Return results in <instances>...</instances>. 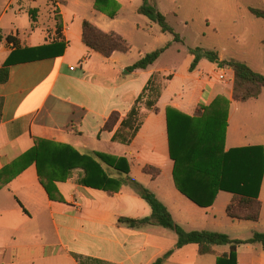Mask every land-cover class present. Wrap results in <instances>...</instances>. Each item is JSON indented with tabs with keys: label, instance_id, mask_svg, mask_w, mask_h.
<instances>
[{
	"label": "crops",
	"instance_id": "crops-1",
	"mask_svg": "<svg viewBox=\"0 0 264 264\" xmlns=\"http://www.w3.org/2000/svg\"><path fill=\"white\" fill-rule=\"evenodd\" d=\"M64 4L63 0H0V69L9 62L7 80L0 83V170L28 152L37 140H47L68 145L81 154L101 153L125 158L129 176L149 188V183L156 181L161 173L156 160H170L167 108L193 117L201 106L210 105L217 97L228 101L225 150L260 147L264 153L261 143L264 130L231 129L230 116L233 103L258 100L264 97V89L255 99L235 102L232 70L225 74L228 80L221 81L219 76L226 66L219 68L213 63L204 66L205 59H202L190 71L194 57L184 49L182 40L166 43L171 45L159 57H167L166 65L159 67L156 61L145 70L129 71L128 68L145 54L138 59L131 58L130 49L128 53L114 52L103 57L91 50L82 41L83 21L104 33L115 32L111 24L99 25L77 13L69 17ZM75 5H80L79 1ZM243 8L249 15L246 25L262 29L264 33V20L255 18L248 10L264 9V0H243ZM92 9L94 15L99 13L94 5ZM117 34L131 47L128 39ZM7 37L11 41H7ZM255 39L263 53L264 37ZM182 53L188 55L184 75L177 73L173 66ZM219 59L223 60L220 56ZM212 65L219 70L218 83L225 81L222 86L214 84L209 77ZM195 72H198L196 76ZM153 77L160 86L155 105L157 112L141 103L142 125L137 134L126 145L113 141L122 120ZM113 113L119 115V120L112 131H103ZM246 133H250L249 137ZM143 154L148 156L143 157ZM170 162L173 182L167 187L164 198H156L179 225H189L188 213L194 211L189 205L209 211L221 193L230 195L227 208L232 195L226 192H219L207 208L188 200L175 187L173 162ZM146 167L159 172L153 176L145 172ZM82 177L83 171L75 169L65 182L56 184L63 203L49 200L34 165L0 189V264H152L174 248L177 237L170 234V230L157 226L134 229L117 222L119 218L141 219L151 214L149 206L129 187L122 186L118 193L109 196L79 184ZM263 179L264 171L257 222L231 219L225 208L227 218L241 223L239 225L243 226L238 227L250 230L251 234L264 233L260 224ZM211 215L206 214L202 226L220 228L221 224ZM50 229L54 241H48ZM214 250L215 255L200 256L196 245H186L176 249L164 264H216L217 257L227 253L229 247L218 246ZM236 255L237 264H264V251L258 244L240 245Z\"/></svg>",
	"mask_w": 264,
	"mask_h": 264
},
{
	"label": "trees",
	"instance_id": "trees-1",
	"mask_svg": "<svg viewBox=\"0 0 264 264\" xmlns=\"http://www.w3.org/2000/svg\"><path fill=\"white\" fill-rule=\"evenodd\" d=\"M110 0H94V9L101 11ZM255 18L264 20V9L249 8ZM136 13L159 26L162 33L181 42L180 37L167 23L166 18L155 6L146 2L136 9ZM111 13L110 16H115ZM7 41H11L7 37ZM82 41L91 50L109 57L114 52L128 53L129 43L115 32L104 33L87 21L82 24ZM170 43L145 54L129 71L145 70L153 65L170 47ZM263 57H264V41ZM194 57L189 70L193 71L202 59L216 64L219 68L232 70V93L235 102L243 103L257 98L264 89V75L253 71L246 63L238 60H220L216 51L190 49ZM9 62L0 69V83L7 80ZM160 96V86L151 78L133 107L121 122L113 136V141L128 144L139 131L142 118L139 113L141 103L148 110L157 112L155 107ZM228 101L217 97L208 106H201L195 116L183 115L167 108V134L169 158L173 162V180L177 190L200 208L210 207L219 192L232 195L226 208L229 218L238 221L257 222L260 218L261 202L258 200L263 177L264 153L260 147L225 150ZM119 115L113 113L103 127L112 131ZM34 165L40 185L49 200L63 203L57 183L65 182L72 170L81 169L83 177L79 184L87 188L103 191L109 196L129 187L134 194L150 208L149 217L141 219L119 218L118 223L138 229L157 226L173 232L177 241L173 249L166 252L152 264H164L176 249L186 245H196L200 256L215 255L214 247L228 246L229 251L217 257L216 264H237L236 249L240 245L258 244L264 251V233L255 232L246 240H232L226 234L209 231H184L176 224L167 208L156 196L129 176V164L125 158H115L101 153L81 154L68 145H57L52 141L37 140L35 145L22 156L0 170V189ZM112 172V173H109ZM146 173L155 176L159 170L146 167ZM114 174V175H113Z\"/></svg>",
	"mask_w": 264,
	"mask_h": 264
},
{
	"label": "rangeland",
	"instance_id": "rangeland-1",
	"mask_svg": "<svg viewBox=\"0 0 264 264\" xmlns=\"http://www.w3.org/2000/svg\"><path fill=\"white\" fill-rule=\"evenodd\" d=\"M63 1L66 2L64 9L69 17L77 13L86 20H93L99 25L110 23L112 31L120 33L130 42L132 50L129 55L131 58L138 59L140 55L150 53L173 40L171 35L162 33L158 25L151 24L146 17L135 12L136 7L146 2L150 6H155L166 17L167 23L182 40L185 50L195 48L214 50L221 59L245 61L254 71L264 75L262 47L255 39L256 36L264 37V33L262 29L256 30L246 25L249 15L243 8V0H110L109 5L95 15L92 13L94 0ZM78 1L80 5L76 6L75 2ZM111 13L116 15L111 17ZM137 27H140L141 30H138ZM187 57L186 53H182L173 64L175 71L181 75L187 74L182 73L187 63ZM167 63L169 60L164 57L157 60L156 65L160 67ZM203 64L210 66V62L206 60ZM218 72L219 70L215 67L208 72L211 81L216 85L219 84ZM197 74L198 72L194 73L195 76ZM223 83L225 81L219 85L222 86ZM230 116L231 129L237 128V130H248V132L264 130V97L244 104L233 103L230 107ZM246 134L249 137L250 133ZM261 143L264 145V139ZM146 156L148 155L143 154V157ZM156 161L161 171L160 176L156 181H151L149 188L146 189L156 197L164 198L167 187L173 182L171 162L169 159ZM262 197L263 208L260 224L264 229V179ZM229 198L230 195L221 193L209 211L189 205L194 210L188 213L189 225L181 226L175 220L173 221L186 232L213 229L230 238L247 239L252 235L250 230L239 228L238 226L243 225L230 220L225 214ZM206 214H212L211 216L216 218V222L220 223L221 227L205 228L202 226L201 221ZM168 232L174 234L171 231ZM48 233V241H54L53 231L50 229Z\"/></svg>",
	"mask_w": 264,
	"mask_h": 264
},
{
	"label": "built area",
	"instance_id": "built-area-1",
	"mask_svg": "<svg viewBox=\"0 0 264 264\" xmlns=\"http://www.w3.org/2000/svg\"><path fill=\"white\" fill-rule=\"evenodd\" d=\"M229 70H230V68H229V67H226V68H224V70L221 71L222 74L219 76V79H220L221 81L225 79V74H226V72L229 71Z\"/></svg>",
	"mask_w": 264,
	"mask_h": 264
}]
</instances>
